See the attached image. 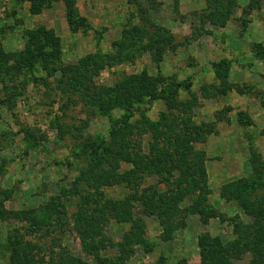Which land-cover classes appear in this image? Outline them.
<instances>
[{"label":"rangeland","instance_id":"rangeland-1","mask_svg":"<svg viewBox=\"0 0 264 264\" xmlns=\"http://www.w3.org/2000/svg\"><path fill=\"white\" fill-rule=\"evenodd\" d=\"M59 1L65 6L63 14ZM80 1L91 29L73 34L66 31L63 0L40 15L32 12L30 0H0V201L6 210L0 216V264L9 263L11 243L21 239L28 242L23 247L34 264H58L68 254L81 264H201L202 258L208 259L199 245L201 234L228 242L236 237L237 224L250 220L225 187L239 179L264 181V0ZM62 16L63 26L58 20ZM135 25L140 30L135 36L128 33L130 40L145 43L164 34L167 49L162 56L142 49L134 61L106 66L94 80L113 86L146 72L161 78L165 87L173 82L166 92L177 88L181 113L190 110L196 124L215 122L216 128L196 144L206 152L205 186L210 192L204 195L197 188L195 196L183 199L180 207L199 211L177 214V225L167 226L175 228L170 238L163 236L159 217L148 215L140 201L129 197L134 190L126 182L103 187L102 195L93 186L112 166L108 153L113 148L118 157L130 153L144 164L152 163L159 147L176 148L169 130L167 138H159V147L151 132V123L169 112L165 99L103 110L82 97L83 86L75 77L65 79L62 70L90 54L112 52L113 43ZM51 30L60 38L61 53L47 61ZM223 60L227 62L216 68ZM120 165L121 172L135 168L124 160ZM188 170L186 166L184 174ZM180 173L174 170L175 176ZM141 176L140 191L152 184L166 189L161 174L144 171ZM87 192L102 198L92 207L98 208L97 214L104 212L98 234L107 246L96 253L91 237L98 228L79 220ZM128 198L134 214L146 220L142 233L132 236L125 235L131 222L119 221L127 204L117 216L106 209L111 207L107 201ZM165 199L155 204L165 206ZM53 201L58 205L54 212L48 207ZM51 211L49 225L33 223L35 216ZM251 259L248 252L233 264H250Z\"/></svg>","mask_w":264,"mask_h":264},{"label":"trees","instance_id":"trees-1","mask_svg":"<svg viewBox=\"0 0 264 264\" xmlns=\"http://www.w3.org/2000/svg\"><path fill=\"white\" fill-rule=\"evenodd\" d=\"M32 4V12L39 13L45 8L52 5L54 1L58 0H30ZM66 4V16L69 22L70 28L73 31L90 29V24L84 16L80 14V11L76 5L75 0H63ZM227 19V16H223V21ZM225 22V21H224ZM135 29V30H133ZM140 30L138 26H133L125 30L127 32L120 40L114 42V50L107 53H93L87 56V59H81L80 63L74 67L63 66V74L65 79H69L70 76L75 77L76 81L81 84L80 92L82 97L90 100L93 104L98 103L100 107L104 109H111L115 106L126 105L132 107L135 103L141 102L146 99L147 101L163 98L165 99L166 106L169 112L163 113L160 116V121L151 123V132L153 134L154 142L156 145H160L159 138H167L165 132L169 130L172 132L170 138H174L170 141V144L176 145L175 149L158 148L159 151L153 153L154 159L152 163L144 164V162H138L136 155L127 153V156L123 159L118 157L117 151L114 148L108 153L111 159L112 166L102 172L96 180L93 182L95 187V193L102 195L103 187L113 186L115 184H123L126 182L132 190L129 197H132L133 201H140L142 209L148 215H157L160 219V223L165 227L163 236L170 238L174 234V227L171 230L167 228L168 224L177 225V214H182L183 211L196 212L197 208L180 207L185 197H193L196 195L197 188L201 189L206 195L208 188L205 186L207 178V171L205 169L206 152L203 149L197 148V143H202L207 140L209 134L216 131L215 122L196 124L193 120L190 110H183L181 113V102L178 101V90L175 87L174 91L169 94L166 89L173 87L175 83L165 87L161 78H155L148 75L146 72L140 74H133L124 77L121 81L115 85L99 84L94 80V76L99 74L100 70L106 66H112L114 64L134 61L135 56L142 49L153 53L156 57H161L164 50L167 49V43L164 40V34H159V37L148 42H141L142 40H130L129 34L135 36ZM52 38V42L47 46L50 47L45 55V60L50 61L54 58H59L61 53V41L58 36L54 34V30L49 32ZM173 45V44H171ZM156 52V54L154 53ZM215 63L216 68H221L224 63ZM107 107V108H106ZM192 106H190L191 109ZM122 151V150H121ZM120 151V152H121ZM177 154V155H176ZM114 159V160H112ZM117 160V161H116ZM126 161L133 163L135 168L128 172H121L120 161ZM114 161H116L114 163ZM189 169L184 174L185 167ZM179 168L180 174H174V170ZM144 171L152 173H158L163 176V180L166 184L165 190H160L157 185H144L142 190H139L140 183L142 182V174ZM183 171V172H182ZM171 177V180H170ZM174 182V186L172 183ZM264 183V181H263ZM263 183L247 179H239L238 181L231 182L225 187V193H229L238 199L242 207L244 208L249 221L237 224L235 228L236 237L228 242H223L218 236H211L209 233H204L199 236V245L202 253L208 258L203 259L201 264H233L235 258L240 259L246 253H251L252 259L250 264H264V191L260 189L264 188ZM263 184V185H262ZM127 196V197H128ZM199 197H202L199 195ZM165 206L156 205L157 200L164 199ZM102 198H93V193L87 192L83 194L79 220L91 224L96 230V234L91 237V251L93 253L106 248L107 243L103 235L98 234L102 228L100 227L105 220L104 212L97 214L95 212L97 206L101 202ZM118 202L107 201L111 207H106L107 214L117 216L119 211H122L121 207L124 206V213L126 214L119 221H130L131 228L127 232L128 236L134 235L136 232L142 233V229L146 227V220L133 212V201L130 202L129 198L125 201ZM124 201V203H123ZM129 203V204H128ZM0 201V216L6 210L1 206ZM53 205V206H52ZM51 210L56 211L58 207L57 202H51L48 206ZM41 214V216H35L33 223L46 226L49 225L47 216L52 213ZM175 220H172L174 219ZM172 220V222H170ZM167 228V230H166ZM141 237V234H140ZM163 237V238H164ZM109 242H111L108 237ZM10 261L8 264H34L31 259L29 251L26 249L28 242L24 240H14L11 243ZM88 244V243H87ZM111 244V243H110ZM23 245H25L23 247ZM88 245H86L87 247ZM24 251H23V250ZM88 249V247H87ZM23 253V254H22ZM58 264H81V260L68 254L66 257L61 256L58 260Z\"/></svg>","mask_w":264,"mask_h":264},{"label":"crops","instance_id":"crops-1","mask_svg":"<svg viewBox=\"0 0 264 264\" xmlns=\"http://www.w3.org/2000/svg\"><path fill=\"white\" fill-rule=\"evenodd\" d=\"M57 5H59V8L61 9V12H62V14H63V11H64V4L61 2V1H59L58 3H57ZM77 5L79 6V9H80V12L82 13V16L83 15H87V13H88V11H85V10H83L81 7V1L80 0H77ZM54 6V5H53ZM48 9H51V7H49V8H47L46 10H48ZM44 12H45V10H44ZM43 12V13H44ZM39 15H40V13H39ZM52 15L54 16V19L56 20V18H57V11L56 10H54V12L52 13ZM90 15H93L92 13L90 14ZM64 17L65 16H62V17H59V19L58 20H60L61 22V26H63V21H64ZM85 17V16H84ZM67 20V19H66ZM65 25H66V31L67 30H69L71 33H73V34H77V32H79V31H81V30H79V31H73L71 28H70V25H69V22H66L65 23ZM53 29L55 30V32L57 33V34H61L59 31L60 30H58L57 29V27L56 26H54L53 27ZM91 29V28H90ZM83 31V30H82ZM61 36V35H60Z\"/></svg>","mask_w":264,"mask_h":264}]
</instances>
